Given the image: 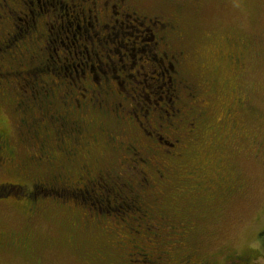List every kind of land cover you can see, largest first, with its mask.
<instances>
[{
    "label": "flooded vegetation",
    "instance_id": "1",
    "mask_svg": "<svg viewBox=\"0 0 264 264\" xmlns=\"http://www.w3.org/2000/svg\"><path fill=\"white\" fill-rule=\"evenodd\" d=\"M199 1L47 0L34 11L30 7L33 0H0V51L8 52L14 66L25 67L22 58H30V82H16L30 87V102L42 107L32 121L35 124L37 120L38 125L30 128V139L41 147L37 154L31 143L30 159L57 168L54 158L58 156L64 172L67 166L81 162L76 179L56 176L73 193L79 192L71 202L63 200L56 206L73 211L79 223L95 220L106 224L118 248L111 255L112 263L117 255L122 264H210L196 263L192 253L182 260L177 257V262L171 246L178 233L187 232L190 226L179 223V212L173 213L166 201L159 198L149 203L144 199L159 191L158 184L172 180L176 173L173 161L184 158L189 142L201 129V117L217 96L215 85L198 79L189 67L182 17L189 2ZM56 3L66 8L71 5L79 29L83 23L84 34L79 32L74 45L80 63L73 62L69 68L67 54L73 59L72 50L55 39L67 33L63 14L58 19ZM20 12L25 18L18 16ZM235 55L234 49L228 53L229 64L236 60ZM13 65L10 68L16 70ZM23 70L16 73H28ZM53 98L71 107L65 115H57L61 125L51 130L48 124L54 116L46 113L54 111L53 104L50 106ZM68 118L72 122L67 124L69 130L62 123ZM59 125L65 129L61 131ZM57 146L63 153L56 151ZM94 146L107 148L111 156H117L116 163L90 168L83 160L92 156ZM12 204L26 216L27 227L30 218L42 211L38 205L30 208V196ZM164 205L169 206L167 211ZM112 213L127 214L128 224L110 220ZM1 231L0 248L11 246L9 240L27 253L32 248L30 232L10 237ZM134 255L141 258L135 260ZM103 259L96 251L87 264ZM229 259L224 264H230Z\"/></svg>",
    "mask_w": 264,
    "mask_h": 264
},
{
    "label": "rangeland",
    "instance_id": "2",
    "mask_svg": "<svg viewBox=\"0 0 264 264\" xmlns=\"http://www.w3.org/2000/svg\"><path fill=\"white\" fill-rule=\"evenodd\" d=\"M33 1L34 6L30 7L34 11L47 3V0ZM56 5L58 19L61 14L64 16L67 33L55 39L59 43L64 41L63 45L72 50L73 59L67 54L69 68L73 62L80 63L74 45L80 39L79 32L84 34L83 23L79 29L76 11L71 5L67 8ZM185 8L183 35L190 53L189 67L198 79L215 85L217 96L204 114L206 127L188 145L171 190L164 195L168 203L186 209L179 221L196 222L192 232L177 237L180 242L174 245V250L178 246L175 251L179 254L187 246L194 250V257L199 261H220L226 254L250 253L249 264H264V0H200L195 4L189 2ZM18 16L25 18L21 12ZM25 21L29 22V18ZM233 41L239 42L237 47ZM232 49L236 51V60L229 64L227 55ZM51 54L56 57L54 51ZM95 64L99 65L97 61ZM12 65L4 62L0 70ZM14 68L25 67L15 65ZM20 87L16 81L0 84V113L10 123L16 140L15 158L4 159L6 165L0 166L2 182L14 178L8 175L13 162L20 167L22 176L50 174L48 167L30 162L31 144L15 134L19 117L12 110V102H16L12 93L16 91L17 98H25L30 93V87ZM9 88L13 91H7ZM91 153L83 162L92 169L116 163V158L111 162L107 148L94 146ZM61 164L55 157L58 171ZM80 166L78 162L65 172L63 168L62 173L76 179ZM10 199L0 201V230L10 236L30 232L32 248L28 253L14 246L0 248V264H87L85 255L104 239L102 232L91 226L86 230L88 235L77 233L76 243L68 244L66 235L76 232L71 222L77 215L60 207H46L38 216L30 218V227H27L26 216L12 204L16 199ZM193 213L198 216H192ZM114 215L127 222V214ZM138 257L134 255L133 259Z\"/></svg>",
    "mask_w": 264,
    "mask_h": 264
},
{
    "label": "trees",
    "instance_id": "3",
    "mask_svg": "<svg viewBox=\"0 0 264 264\" xmlns=\"http://www.w3.org/2000/svg\"><path fill=\"white\" fill-rule=\"evenodd\" d=\"M12 59L13 58L8 55V52L0 51V68H3V67H1L2 63L12 62ZM24 59L26 60L25 69L24 68H17L16 70L22 71L24 69L28 73H23V74L20 73V75H19L18 73H16V70H13V69L8 68V69L0 70V84H2L4 81L14 83V81H16V79H18V80L22 79L25 82L26 81L30 82V58H24ZM27 62H28V64H27ZM71 69H73V67ZM15 75L18 77L16 78ZM12 76H14L15 78H13ZM23 87H25V86L23 85ZM23 87H20V88L25 89ZM11 88H13V86ZM213 88H215V90H216L215 86H213ZM10 90H12V89L9 88V90H7V91H10ZM12 94L14 96V97H12V99L15 98V100H16L15 104H14V102H12V110L15 113V115L17 117H19L18 127H17V131L15 132V134L18 138L26 141V143L30 146V144L33 141H35V140L30 139V128L38 125L37 120L34 121L35 124H33L32 121L34 119H36V117L39 116V112L41 111L42 107L37 106V105L35 106L32 102H30V99H31L30 93L25 98H22V97L17 98L16 97V91H15V93L13 92ZM12 99H10L9 101H11ZM52 100H53V102L50 103V106H52V104H53L54 111H53V113L52 112L46 113L47 117L54 116L52 118L53 123L51 122L52 124H48L49 127L51 128V130L54 129V125H56V124L58 125L61 123V121L57 122V120L55 119L57 117V115H59V114L65 115L67 112V107H71L70 105H62L61 100H56L55 98H53ZM30 105H32V106H30ZM43 113H45V109H44ZM41 116H42V114H41ZM49 120L51 121V118ZM93 120L97 121L96 118H93ZM200 121H201V129L199 130V132L202 131L206 127L204 116L201 117ZM62 123H64V126L66 127V129L69 130V127L67 124L72 123V122L68 118V121L65 120ZM60 125H59V129L61 131L64 130L65 127L63 129V127H60ZM42 131H44V127L42 128V130L40 132H42ZM197 134H196V136H197ZM96 136L98 137L99 140H101V138L98 134H96ZM196 136H194L195 138L191 139L189 144L196 139ZM15 141H16L15 135H13V133H11L10 123L0 113V166L6 165L3 162L4 159L10 158L13 160L15 158V153H16ZM24 141H21V143H23ZM37 144H39V143H37ZM49 144H50V149L53 151L52 142L49 141ZM35 146L36 147H34V148H36V153L39 154L41 146L39 147L36 144H35ZM31 147L33 148L32 145H31ZM56 151L63 153L62 150L60 149V147H58V146L56 147ZM56 157H58V156H56ZM113 158H117V156H112L111 162H113ZM183 160H184V158H182L181 160H177L175 162L173 161L174 164L172 163V165L175 166L176 173H178L177 168L180 167V162ZM30 162H33L37 166H41V165L46 166V164L43 161H36L35 162L34 160L32 161L30 159ZM10 166H11V169H10L11 171H10V174L8 172V175H9V177L13 176L14 178H11V179L6 180L4 182L0 181V201H6V200H11L10 198H15L16 199L15 201L18 202V201H23V200L29 199V196H30V206H31L30 208L36 207L38 205L40 207V209H42V211H43V209H45L46 207H54V208L58 207V206H56V204L57 203L59 204L63 200H64V203L65 202L69 203V201L71 202L72 197H75V195L79 193V192L73 193L74 190H72V189H71L72 191L69 190L70 188H68L63 183L59 182L58 177L56 179V176L58 174L63 175V173H62V171H58L57 168L54 167L53 165H50L49 167L46 166V167H48V170L50 171L49 176H47V177H34V176H32V178H30V174L26 175V176H22L20 173V167L18 166V164L16 162L10 163ZM67 167H70V166H67ZM176 173L174 175L175 177L177 176ZM174 176H173L172 180L174 179ZM172 180L167 184H158L157 186H159V191H157L153 197L152 196H149V197L144 196V199H146V201H148L149 203L154 202L155 200L158 201L159 198L162 199L163 201H166V198L164 197V195H165L166 191L171 190L170 185H171ZM15 187L18 188L20 192L18 190H16ZM91 194L92 193H90V195ZM83 195L89 196L87 193H84ZM78 196H81V195H78ZM20 198H22V199H20ZM76 200L81 201V199H76ZM89 201H91V200H89ZM166 204H168L172 208L173 213L179 212V214L181 215V212L183 210H186L177 204H170L168 202ZM78 205H79L78 207H81L79 203H78ZM168 205H164L163 209L167 211V208H169ZM87 206H89V205L84 204V207H87ZM118 215H120V214L118 213ZM122 215H124V214H122ZM115 216H117V215H114V213H112L111 215H108L110 220H114L115 222H120V221L122 222L123 221V219L120 218L121 220H119V219L115 218ZM192 216L196 217L198 215H197V213H195V214L193 213ZM72 219H74L71 222L72 223V229H75L76 232L67 233V235H66L67 241L66 242H68V244L72 245V244L76 243L75 241H77V238H79L77 233H79L81 235H88L86 230H88L91 226L99 225L98 227H92V229H95V230L97 229V230L101 231L102 234L104 235V239L101 242H99L98 244H96L93 248H91L90 252L85 255V261L86 262L91 255L94 256L96 251H100L102 253V255L104 256V259L101 262H99L100 264L101 263L102 264H122L120 261L118 262L119 258L117 255L115 256L114 262L113 263L111 262V255L112 254L115 255L117 253L116 251L118 248H115L116 243L114 241L113 234L109 233V231H106V228H105L106 224L105 223L100 224L98 222H95V220L94 221L90 220L89 223L87 224V223H83V222L79 223V219L76 217H74ZM177 220L179 221V219H177ZM177 220L175 221V219H174L175 224L178 225ZM124 222H122V223L128 224V223H124ZM179 223H182V225H184V227L190 226V229L192 228L190 232H192L196 227L195 222L179 221ZM81 229H83V231ZM188 231L187 232L181 231V234L178 233V235L176 236V238L174 240V243L171 246L173 249H174V245L178 244L180 242L179 239H177V237L186 235V233H189ZM31 235H32V233H31ZM10 237H13V236H10ZM31 243H32V241L30 242V244ZM7 244H9L11 246L13 244V246H14V242L11 240H9ZM177 247H176V249H177ZM79 250H80V248H79ZM79 250H78V252H79ZM175 250H174L175 259H177V257H179L182 260V258L186 257L187 255L188 256H190V255L192 256V254L194 255V250L187 247V246L182 247V249L179 251V254ZM81 253H84V252H81ZM108 254H109V258H107ZM230 256H231V258H230ZM193 259L195 260L196 263L200 262L196 258V256L193 257ZM228 259H229L228 262L230 264H249L250 253H246L245 255L226 254L223 257V259L220 261H215V260H208L207 261V260H205V261H201V262H207L210 264H224V261H226ZM174 261H176V260H174ZM178 261L179 260L177 259V262ZM140 262L141 261H139V264H140ZM133 264H135V263H133Z\"/></svg>",
    "mask_w": 264,
    "mask_h": 264
}]
</instances>
